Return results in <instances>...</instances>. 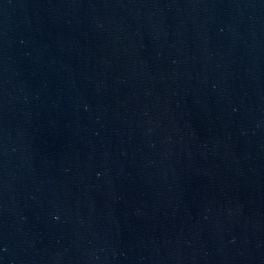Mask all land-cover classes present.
<instances>
[{
  "label": "water",
  "instance_id": "1",
  "mask_svg": "<svg viewBox=\"0 0 264 264\" xmlns=\"http://www.w3.org/2000/svg\"><path fill=\"white\" fill-rule=\"evenodd\" d=\"M0 264H264V0H0Z\"/></svg>",
  "mask_w": 264,
  "mask_h": 264
}]
</instances>
